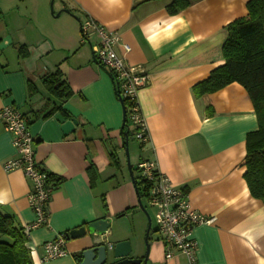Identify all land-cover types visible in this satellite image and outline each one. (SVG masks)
I'll return each instance as SVG.
<instances>
[{
    "label": "crops",
    "instance_id": "0c3cea01",
    "mask_svg": "<svg viewBox=\"0 0 264 264\" xmlns=\"http://www.w3.org/2000/svg\"><path fill=\"white\" fill-rule=\"evenodd\" d=\"M172 1L0 0V110L11 106L23 115L35 161L61 179L50 194L47 225L28 235L33 264H78L74 255L90 245L87 237L66 240L67 255L51 261H40L42 246L101 218L112 219L102 240H127L129 258L145 255L142 211L124 166L122 107L110 74L93 59L96 38L81 43L80 24L88 18L117 31V55L147 75L137 101L148 140L137 163L155 161L192 209L215 218L192 230L193 264H264V207L243 178L246 135L258 128L252 102L237 83L199 98L192 93L223 64L227 25L247 14L249 0H200L169 15ZM57 70L71 91L62 103L43 84ZM70 119L77 125L64 135L61 125ZM113 152L118 168L110 165ZM15 156L0 124V211L24 228L35 219L30 183L20 170L2 168ZM148 243L145 264H187L179 253L165 259L157 238Z\"/></svg>",
    "mask_w": 264,
    "mask_h": 264
},
{
    "label": "built area",
    "instance_id": "2783aa9c",
    "mask_svg": "<svg viewBox=\"0 0 264 264\" xmlns=\"http://www.w3.org/2000/svg\"><path fill=\"white\" fill-rule=\"evenodd\" d=\"M81 43H89L92 37L96 43L91 45L93 59L110 74L115 96L130 103L129 121L131 128L137 129L134 138L139 143L148 140L144 120L137 101V94L147 82V75L139 66H128L117 55L115 47L120 43L117 31L109 30L88 18L80 24ZM124 52H129L127 45H122ZM0 124L10 133L15 158L2 164L8 173L20 170L30 183L28 205L35 219L24 227L28 237L30 231L47 225L48 203L51 188L47 184V172L41 170L35 161L34 138L29 132L23 115L11 106L0 110ZM136 169L141 181L147 185L146 201L153 209V222L158 234V241L163 247L164 258L170 259L179 253L186 259L187 264H193L197 243L192 238V230L200 225H213L214 217L205 216L191 208L187 194L175 188L169 179L161 174L155 161H139ZM66 235L60 234L50 242L43 244L41 262L63 258ZM106 247L112 249V244L106 242Z\"/></svg>",
    "mask_w": 264,
    "mask_h": 264
},
{
    "label": "trees",
    "instance_id": "16d2710c",
    "mask_svg": "<svg viewBox=\"0 0 264 264\" xmlns=\"http://www.w3.org/2000/svg\"><path fill=\"white\" fill-rule=\"evenodd\" d=\"M197 1L200 0H173L166 10L169 15H175ZM246 10L247 14L244 17L227 25V38L221 48L223 64L213 69L205 80L194 85L192 93L199 98L217 92L232 83L239 84L247 92L253 105L258 128L246 135L243 178L250 195L261 201L264 207V0H249L246 3ZM43 84L46 90L61 103L71 96V91L59 70L47 76ZM122 105L125 116L120 132L122 147L125 148L126 136L128 141L133 139L137 129L131 128L130 125L128 117L130 103L123 100ZM139 144L142 147L144 143ZM109 157L110 165L118 168L116 153H111ZM133 179L137 197L142 203V198H146L147 185L140 178L133 177ZM60 182L61 179L47 173V184L51 190H54ZM131 211L132 209H127L117 218ZM0 235L7 239L0 240V264H33L30 250L27 248L28 237L24 233V228L1 211ZM65 235L67 236V233ZM74 258L79 262L80 253L75 254Z\"/></svg>",
    "mask_w": 264,
    "mask_h": 264
},
{
    "label": "water",
    "instance_id": "95a60500",
    "mask_svg": "<svg viewBox=\"0 0 264 264\" xmlns=\"http://www.w3.org/2000/svg\"><path fill=\"white\" fill-rule=\"evenodd\" d=\"M50 8L52 13V3L50 4ZM64 11L67 12L66 10ZM118 101L121 104L123 111V120H122V125H123L124 116H125L124 107L122 105V101L119 99ZM76 125H77V121L75 119H70L61 125V131L63 132L64 135H68L74 130ZM127 141L128 140L126 136L124 152L128 158ZM127 165H128V171L131 178V182L137 195V191L135 188V181L133 179L131 168L129 166V160H127ZM138 208L142 212H145L143 204L141 203V200L139 198H138ZM148 222H149L148 228L144 239L146 250L144 257L141 259L129 258V254L131 253V246H130V242L127 240L112 244V249H108L106 247V242L101 238H103L108 232V230L111 228V224H112L111 218H101L91 223H88L85 226L71 230L67 233L66 240H78L85 237L89 239L90 245L80 252V260L78 264H108L107 255L109 253H111V256L113 258V262L109 264H145L149 254L148 234L150 231V224H151L149 217H148ZM98 239L101 240L96 241Z\"/></svg>",
    "mask_w": 264,
    "mask_h": 264
},
{
    "label": "rangeland",
    "instance_id": "374dc122",
    "mask_svg": "<svg viewBox=\"0 0 264 264\" xmlns=\"http://www.w3.org/2000/svg\"><path fill=\"white\" fill-rule=\"evenodd\" d=\"M56 14H57V12H56ZM80 37H81V34H80ZM122 153H123V159L126 160V162L124 164L125 171L128 174L127 160H129V166L131 167V170H132V173H133V177L138 179L139 178V174H138V171L136 170L135 165L137 164L138 159L142 155L141 154V148H140V145H139V141L136 140L135 138L129 139L128 144H127L128 158H127L125 152H122ZM142 204H143V207L145 209V212H141L142 213V219H143L144 228L141 231L140 236H141V242L143 243V247L145 248L144 239H145V235H146V231H147L148 223H149L148 222V217L150 218V222H151L148 240L156 239V238L158 239V234L155 231V224L153 222V213H154V211L148 205L145 197L142 198ZM112 262H113V258L111 256V253H109L107 255V263L109 264V263H112Z\"/></svg>",
    "mask_w": 264,
    "mask_h": 264
}]
</instances>
